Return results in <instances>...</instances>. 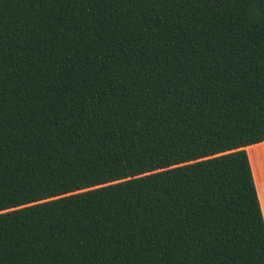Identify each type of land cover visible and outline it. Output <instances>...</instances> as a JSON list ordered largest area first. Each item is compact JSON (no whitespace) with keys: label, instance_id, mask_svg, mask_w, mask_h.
Returning <instances> with one entry per match:
<instances>
[{"label":"trees","instance_id":"obj_1","mask_svg":"<svg viewBox=\"0 0 264 264\" xmlns=\"http://www.w3.org/2000/svg\"><path fill=\"white\" fill-rule=\"evenodd\" d=\"M264 0H0V264H264Z\"/></svg>","mask_w":264,"mask_h":264},{"label":"crops","instance_id":"obj_2","mask_svg":"<svg viewBox=\"0 0 264 264\" xmlns=\"http://www.w3.org/2000/svg\"><path fill=\"white\" fill-rule=\"evenodd\" d=\"M264 217V141L245 147Z\"/></svg>","mask_w":264,"mask_h":264}]
</instances>
